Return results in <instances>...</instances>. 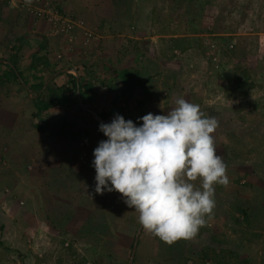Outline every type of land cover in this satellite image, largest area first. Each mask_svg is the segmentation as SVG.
Instances as JSON below:
<instances>
[{
	"label": "rangeland",
	"instance_id": "1",
	"mask_svg": "<svg viewBox=\"0 0 264 264\" xmlns=\"http://www.w3.org/2000/svg\"><path fill=\"white\" fill-rule=\"evenodd\" d=\"M3 1L27 11L34 22L45 23L49 34L62 33L69 42L74 41L73 27L67 33L48 21L47 11L57 13L60 21L69 19L74 26L72 14L54 1ZM152 2L153 9L157 7L152 18L166 23L164 32L180 34L165 38L171 43L170 57L176 61H181L182 55L192 59L195 50L185 55L176 42H199L198 52L206 61L200 109L219 121L213 135L230 183L215 185V207L195 237L168 244L142 228L133 262L264 264V63L252 60L244 72L235 62L234 55L239 52L235 36L228 34L249 33V42L259 36L264 42V0ZM35 10H42L43 17L36 16ZM257 31L261 35L254 36ZM96 35L86 32L84 36L92 40ZM54 57L60 59L62 55ZM61 68L57 62L53 71ZM246 75L249 80H245ZM63 80H67L65 75L59 82ZM188 80L196 87L199 84L189 75ZM163 91L158 93L165 98L162 101L152 96L149 104L155 107L150 113L166 114L174 108L165 104L169 90ZM73 99L74 104L66 102L49 113L52 119L48 121L58 122L64 115L74 124L75 140L36 134L34 130L29 138L37 137V143L34 147H28V143L24 151L16 138L0 140V264L128 262L139 213L124 203L118 191L95 192L93 150L107 137L98 130L100 120L97 122L91 112L76 103L79 98ZM162 107L165 113L158 111ZM32 110L34 118L35 106ZM31 123L33 127L35 123ZM194 183L199 186L200 180Z\"/></svg>",
	"mask_w": 264,
	"mask_h": 264
},
{
	"label": "crops",
	"instance_id": "2",
	"mask_svg": "<svg viewBox=\"0 0 264 264\" xmlns=\"http://www.w3.org/2000/svg\"><path fill=\"white\" fill-rule=\"evenodd\" d=\"M51 1L72 14L73 42L62 33L49 34L45 23L34 22L27 11L0 0V140L16 138L23 151L28 143V147H34L37 137L31 140L29 135L34 130L36 134L46 132L32 127L30 122H49L52 119L49 113L66 102L74 104V96L82 101L83 106L75 100L80 107L98 114L97 122L105 123L119 113L128 114L134 123L142 124L138 114L150 113L155 107L149 104L152 96H157L155 101H162L165 98L158 93L166 89L170 94L168 101H164L171 108L180 97L200 106L205 92L201 80L206 73V61L198 52L199 42L194 45L176 42L185 55L195 50L192 59L182 55V60L176 61L170 57L171 43L165 38L180 34L165 33L166 23L152 18L157 8L153 9L152 0ZM86 32L97 37L87 40ZM228 34L235 36L234 45L239 50L234 55L235 62L244 72L252 60L255 64L264 63L262 37L249 42L251 37L246 36L249 33ZM57 54L62 57L56 59ZM57 62L62 68L53 71ZM64 75L66 82H59ZM188 75L194 77L193 82H199L197 87L188 80ZM163 108L158 111L165 113Z\"/></svg>",
	"mask_w": 264,
	"mask_h": 264
},
{
	"label": "clouds",
	"instance_id": "3",
	"mask_svg": "<svg viewBox=\"0 0 264 264\" xmlns=\"http://www.w3.org/2000/svg\"><path fill=\"white\" fill-rule=\"evenodd\" d=\"M175 105L166 114L138 117L139 125L119 113L101 122L107 139L92 161L95 192L121 193L143 228L168 244L195 237L215 207V185L230 183L213 135L219 121L183 97Z\"/></svg>",
	"mask_w": 264,
	"mask_h": 264
},
{
	"label": "trees",
	"instance_id": "4",
	"mask_svg": "<svg viewBox=\"0 0 264 264\" xmlns=\"http://www.w3.org/2000/svg\"><path fill=\"white\" fill-rule=\"evenodd\" d=\"M132 83L129 84V88L128 90L132 87ZM127 119H131V118H125ZM58 122H53L51 123L50 121L47 123H35L34 126L35 128H37L38 130L42 131V132H46L47 135L49 136H54V137H61L64 138L65 140H75L76 139V134L74 132L73 129V122L70 120H67L66 117H64V115L62 117H60V119H57ZM56 120V121H57ZM244 214H246L245 210H242ZM3 242L0 240V244H2ZM132 244H133V240L130 244V248H132Z\"/></svg>",
	"mask_w": 264,
	"mask_h": 264
},
{
	"label": "built area",
	"instance_id": "5",
	"mask_svg": "<svg viewBox=\"0 0 264 264\" xmlns=\"http://www.w3.org/2000/svg\"><path fill=\"white\" fill-rule=\"evenodd\" d=\"M43 13L44 12L42 10H35V15L36 16L43 17ZM46 13H48V16H47L48 21H50L53 24L54 27L55 26H59L61 28V30L65 31L67 33L71 32V29H72L73 26H72V23H71V21L69 19L64 17L60 21V16H58L57 13L53 14V13L48 12V11ZM58 21H60V22L58 23Z\"/></svg>",
	"mask_w": 264,
	"mask_h": 264
},
{
	"label": "water",
	"instance_id": "6",
	"mask_svg": "<svg viewBox=\"0 0 264 264\" xmlns=\"http://www.w3.org/2000/svg\"><path fill=\"white\" fill-rule=\"evenodd\" d=\"M80 101V100H79ZM82 106H83V103L82 101H80ZM86 108V107H85ZM88 111L92 112L94 114V116L96 118H99L98 114L93 112L92 110H90L89 108H86ZM137 229H136V232H135V235H134V238H133V244H132V248H131V252H130V256H129V259H128V262L127 264H132L133 263V259H134V255H135V251H136V247H137V243H138V239H139V234L143 228V226L139 223V225H137Z\"/></svg>",
	"mask_w": 264,
	"mask_h": 264
}]
</instances>
